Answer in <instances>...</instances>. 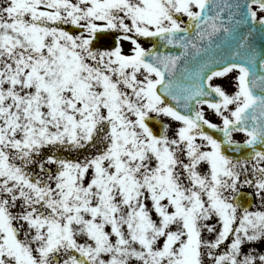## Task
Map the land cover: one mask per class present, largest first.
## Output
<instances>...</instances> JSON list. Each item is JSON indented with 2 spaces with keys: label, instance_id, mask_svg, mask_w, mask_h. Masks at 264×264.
Instances as JSON below:
<instances>
[{
  "label": "snow or ice",
  "instance_id": "obj_1",
  "mask_svg": "<svg viewBox=\"0 0 264 264\" xmlns=\"http://www.w3.org/2000/svg\"><path fill=\"white\" fill-rule=\"evenodd\" d=\"M258 13L264 0H0V264H264L243 250L264 240V54L250 30L242 62L207 57L241 24L264 30ZM104 30L131 53L93 47ZM233 71L231 94L210 83ZM234 132L250 151L226 154Z\"/></svg>",
  "mask_w": 264,
  "mask_h": 264
},
{
  "label": "flooded vegetation",
  "instance_id": "obj_2",
  "mask_svg": "<svg viewBox=\"0 0 264 264\" xmlns=\"http://www.w3.org/2000/svg\"><path fill=\"white\" fill-rule=\"evenodd\" d=\"M253 7L255 8L256 6L253 5ZM258 15H264V13H258ZM182 19L186 20V17H181ZM236 30H240V31H235L233 35L231 36H227V42L226 45L229 43H240V41L249 34V31L251 30V34L248 35V40L247 43L255 49L256 53L259 54H264V30L261 29V27L259 25H255L253 26L251 24V22L249 21V23L247 24H241L238 26V28ZM221 37H225V36H221ZM138 42L139 43H144L146 44V47L149 48L150 46H152L154 44V42L156 43L157 40L156 39H149V38H138ZM220 42H223V40H220V38H218L216 40V44L213 45L212 50L207 54V57H213V58H220L219 56V52H222V54H225L227 52L233 51V49L230 48H222L221 50H219L218 47H216V45H219ZM141 43V44H142ZM263 48H261V47ZM146 48V49H147ZM207 57L202 56L201 59H205ZM190 62H198V61H190ZM238 73L236 71H233L231 73H228L225 77H214L213 80L210 82L213 85H222L225 89L226 92H228L229 94H231L232 92L235 91V76ZM204 109V113H205V117L207 119L210 120V122L215 123L217 125H220L222 122L219 118V116H217L215 114V111L213 109H209L207 105H203L202 106ZM230 107H234V106H230ZM233 139L235 141L241 142L243 143V141L247 138L246 134L243 132H234L233 134ZM200 140L199 137H197ZM201 143V142H200ZM243 190H246L245 188Z\"/></svg>",
  "mask_w": 264,
  "mask_h": 264
},
{
  "label": "water",
  "instance_id": "obj_3",
  "mask_svg": "<svg viewBox=\"0 0 264 264\" xmlns=\"http://www.w3.org/2000/svg\"><path fill=\"white\" fill-rule=\"evenodd\" d=\"M228 2H233V0H228ZM222 15L225 17L227 16V12L225 13H222ZM70 30H73V29H70ZM94 45H100V46H105V47H113L115 44H116V40L114 39L113 36H111L110 34H107V33H104V32H101L97 35V37L94 39ZM158 50L161 51V52H165V47H158ZM184 62L181 61V65H183ZM184 71H181L180 69L177 70L176 72V76L174 77V79H177L178 77H180L182 74H183ZM255 77L258 76V77H264V71H253ZM257 77V78H258ZM257 83L259 84L260 81L257 80ZM160 86H158L159 88ZM254 93L257 94V95H264V92L261 91V89L259 87L253 89ZM170 102L172 103H175L174 101H171V98L168 97L167 98ZM193 104V102H192ZM150 126L157 132L159 133L161 131V128H162V123L157 120V121H154V122H150ZM205 131H208L209 134H212L214 135L216 138L219 139L218 137V134L219 132L215 131V130H212V129H208L207 126H205ZM259 147V145H258ZM224 151L226 152V154L230 155L231 156V152L233 153V151H229L227 149V147L224 148ZM250 151V149H248L247 147L243 146L242 144V147H241V150L237 151L236 153L240 154L241 152L243 153H246ZM235 153V152H234ZM246 193V192H245ZM242 202L244 204L245 207H251L252 204H253V198H251V200H248L246 197L245 198H242Z\"/></svg>",
  "mask_w": 264,
  "mask_h": 264
},
{
  "label": "rangeland",
  "instance_id": "obj_4",
  "mask_svg": "<svg viewBox=\"0 0 264 264\" xmlns=\"http://www.w3.org/2000/svg\"><path fill=\"white\" fill-rule=\"evenodd\" d=\"M104 31H108L110 33H115L116 32L118 35L119 34L120 35H123L122 33H119V32H117L115 30H104ZM74 34H75V32H74ZM119 43L122 46V53L123 54L127 55V54H130L131 53V49L133 48L132 43H129L128 40H123V39H120ZM142 46L144 48H146V44L142 43ZM96 48H99V47H96ZM99 49H104V48H99ZM110 49H112V48H110ZM166 123L169 125V131H168V135L169 136L173 135V133L175 132V130L180 126V123L179 122L174 121L172 118H169V117H166ZM196 143H198V139H196ZM205 150H210V148H207ZM61 154L62 155H65V156H69V158H71V155H75V154H71L70 155L68 153H61ZM85 154H87V150H84V152L82 153V155H85ZM205 167H206V165H205ZM85 182H87V178H86V181ZM245 189L250 190V192H252L253 195H254V197H255V193H254V190L252 188H245ZM259 204H260V202L255 197L254 206L250 209V211H256V210H258ZM17 210L18 209H13V211H17ZM259 210H264V208H260ZM153 217H155V213L154 212H153ZM213 222H215V221H213ZM108 230H110V228H108ZM204 235L205 236H208V233H205ZM77 239L79 240V242H84L87 239V237H77ZM113 239H114V237H113ZM226 243L227 242H225V246H226ZM250 247H254L258 251H264V240L259 241V242H256L254 245L245 244L243 246V250L246 252V251H248V249ZM222 250H223V246H222Z\"/></svg>",
  "mask_w": 264,
  "mask_h": 264
}]
</instances>
